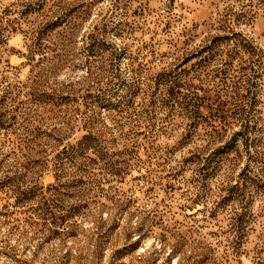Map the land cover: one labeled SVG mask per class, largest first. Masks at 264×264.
I'll list each match as a JSON object with an SVG mask.
<instances>
[{
  "label": "rangeland",
  "instance_id": "374dc122",
  "mask_svg": "<svg viewBox=\"0 0 264 264\" xmlns=\"http://www.w3.org/2000/svg\"><path fill=\"white\" fill-rule=\"evenodd\" d=\"M0 264H264V0H0Z\"/></svg>",
  "mask_w": 264,
  "mask_h": 264
}]
</instances>
